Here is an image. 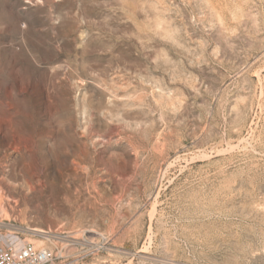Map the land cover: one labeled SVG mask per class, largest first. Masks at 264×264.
Returning a JSON list of instances; mask_svg holds the SVG:
<instances>
[{
	"label": "rangeland",
	"instance_id": "1",
	"mask_svg": "<svg viewBox=\"0 0 264 264\" xmlns=\"http://www.w3.org/2000/svg\"><path fill=\"white\" fill-rule=\"evenodd\" d=\"M11 235L55 264H264V0H0Z\"/></svg>",
	"mask_w": 264,
	"mask_h": 264
},
{
	"label": "built area",
	"instance_id": "2",
	"mask_svg": "<svg viewBox=\"0 0 264 264\" xmlns=\"http://www.w3.org/2000/svg\"><path fill=\"white\" fill-rule=\"evenodd\" d=\"M55 259L52 251L37 249L18 235H11L10 244L0 247V264H55Z\"/></svg>",
	"mask_w": 264,
	"mask_h": 264
},
{
	"label": "bare ground",
	"instance_id": "3",
	"mask_svg": "<svg viewBox=\"0 0 264 264\" xmlns=\"http://www.w3.org/2000/svg\"><path fill=\"white\" fill-rule=\"evenodd\" d=\"M3 181H4V179H3ZM5 182V181H4ZM29 184V183H28ZM26 185H27V183H26ZM28 186V188L30 187V185H27ZM24 187H26V186H24ZM23 188V187H22ZM31 188V187H30ZM33 189V188H32ZM31 190V189H30ZM27 191H28V189H27ZM31 193V192H30ZM33 231L34 232H41V230H39V229H33Z\"/></svg>",
	"mask_w": 264,
	"mask_h": 264
}]
</instances>
